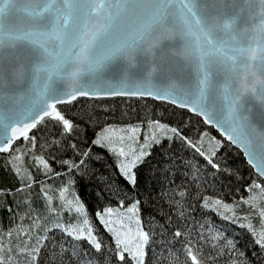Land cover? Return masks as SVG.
Segmentation results:
<instances>
[{"label":"snow or ice","instance_id":"snow-or-ice-1","mask_svg":"<svg viewBox=\"0 0 264 264\" xmlns=\"http://www.w3.org/2000/svg\"><path fill=\"white\" fill-rule=\"evenodd\" d=\"M175 2L177 0H0V153L12 154L5 167H10L25 187H30L26 183L30 175L21 174L20 163L27 153L17 154L20 146L13 148V145L22 139L35 148V133L31 136L29 133L38 125L48 127L49 123L60 128L62 135H71L79 125L66 118L58 105L71 104L78 97L101 95L93 87L94 82L109 72L115 79L122 78V83L134 85L159 83L175 87L173 81H186L194 87L195 99L191 107L187 103H181L180 107H189L190 111L202 115L205 123L217 127L227 141L240 146L248 157L247 163L258 177H264V0H178L181 5L179 24L172 9ZM189 62L195 64L194 85L189 80ZM220 89L222 92L218 91ZM247 92L258 94L260 105L255 111L242 103ZM104 95L154 94L150 89L136 87L134 90L114 89ZM167 95V92L161 95L158 90L154 98L165 99ZM156 127L163 126L157 122ZM131 131L135 133L137 129ZM171 132L179 136L177 129L172 128ZM124 139L119 138L121 143ZM187 142L211 168L219 170V164L213 161L215 151L206 155L191 141ZM92 143L107 146L119 159L120 174L130 186L137 185L134 169L145 163L150 154L144 145L139 149L129 146L126 151L124 147L113 146L110 136L104 134L98 135ZM70 147L75 149L76 145ZM89 151L81 155L86 158ZM35 159L46 171L50 170L43 157ZM61 163L72 171L78 170L85 161ZM249 191L253 195L243 203L249 205L251 215L258 217L261 226L259 231L251 222L241 227H247L257 237L254 242L264 249V183L254 180ZM66 192L67 187L61 190L62 199ZM178 195L183 198L186 192L179 191ZM72 203L66 201L69 206ZM139 204L140 201H135L127 208V213L132 214L127 217L129 222L135 217L134 230L124 225L123 216L115 222L122 230L113 227V221L105 220V215L113 214L112 208L100 214L101 222L115 240V248L110 251L91 227H64L59 222L53 226L73 240L87 242L98 254L93 257L97 264H111L113 259L120 264H145L150 234L143 230L136 215ZM213 205L231 211L220 199L208 198L203 206L211 208ZM75 211L84 214V205L77 203ZM29 218L38 226L37 218ZM224 219L235 222L239 217L233 212L231 216L224 215ZM83 224L88 225L89 221L84 219ZM182 235L178 230L174 233L177 238ZM5 236L13 237V230L0 231V264H20L14 252L25 258V264H43L42 249L48 247L44 243L47 237L32 238L34 243L22 241V246L14 248L11 239L5 243ZM16 238H20L19 230H16ZM210 246L215 249V245ZM184 252L191 264H205L200 258V249L194 252L190 241ZM73 255L80 253L73 250ZM218 257L219 253L216 256L210 253L206 260L214 261ZM80 264H84L83 257ZM87 264H92V260Z\"/></svg>","mask_w":264,"mask_h":264},{"label":"trees","instance_id":"trees-1","mask_svg":"<svg viewBox=\"0 0 264 264\" xmlns=\"http://www.w3.org/2000/svg\"><path fill=\"white\" fill-rule=\"evenodd\" d=\"M58 107L66 118L79 125L71 135H62L60 128L49 123L48 127L38 125L29 133H35V148L22 139L13 145L20 146L17 154L27 153L20 167L22 175H30L26 181L30 187H25L11 168L5 167L12 154L0 153V190L7 193L0 192V231L13 230V237L5 236L6 244L11 239L15 248L22 246V241L34 243L32 238L47 237L44 243L48 247L42 249L43 264H80L81 257L84 264L88 260L97 264L93 257L98 254L87 242L73 240L53 225L59 222L64 227H91L110 251L115 248V240L100 221V214L108 208L140 201L137 215L143 230L150 234L145 264H191L184 252L189 241L194 252L200 249L205 264H264V249L254 242L257 237L247 227H241L251 222L260 230L258 217L251 215L243 200L253 195L249 186L254 180L263 181L242 153L199 116L144 97H78L71 104ZM157 122L168 133L150 147L145 163L134 169L137 185L132 187L120 174L114 156L92 141L109 126ZM172 128L177 129L179 136L171 132ZM187 141L206 155L215 151L213 161L219 164V170L211 168ZM72 144L75 149L70 147ZM83 151H89V156L83 157ZM36 157H43L50 170L37 163ZM81 159L85 163L78 170L69 171V166L61 163H79ZM65 187L68 192L62 199L60 192ZM179 191H185V197L180 198ZM208 198L220 199L231 211L214 205L205 208ZM67 200L73 201L71 206L66 204ZM77 203L84 205V214L75 211ZM233 212L239 219H224V215L231 216ZM29 217L37 218L38 226ZM84 219L89 221L88 225L83 224ZM16 230L20 231L19 239ZM177 230L184 235L175 237ZM210 245H215V249ZM73 250L80 255L74 256ZM210 253H219L218 259L207 261ZM14 254L20 264H25L23 256ZM111 264L120 262L113 259Z\"/></svg>","mask_w":264,"mask_h":264},{"label":"water","instance_id":"water-1","mask_svg":"<svg viewBox=\"0 0 264 264\" xmlns=\"http://www.w3.org/2000/svg\"><path fill=\"white\" fill-rule=\"evenodd\" d=\"M200 2H204V0H200ZM172 9L177 14V23L179 24L181 5L179 4L178 0H177V2H175L173 4ZM185 12H186V10H185ZM194 69H195V64L192 62H189V80L191 81L192 85L195 84V79H196ZM121 80H122V78L121 79H115L114 75L110 72L105 73V75L100 80L95 81L94 85H93V87L99 93H101V95H99L97 97H88V98L114 97L113 95H104V93H110L114 89L134 90L136 87H140L142 89H150L154 95L159 90L161 95H164L165 92H167L168 93L167 98L157 99V98H154V95L153 96L123 95V96H126V97H144V98H151V99H154L156 101H164V102L172 104L178 108L188 110L190 113L199 116L202 119V121L205 123L204 117L202 115H198L196 112L189 110V107L192 106V102L195 99L194 87H190L189 84L186 81H184L183 79H177V80L173 81V83L175 84V87H172L171 85H162L159 83L134 85L132 83H127V82L122 83ZM257 87H258V93H259V86H257ZM218 91L222 92V89H220ZM230 91H232V90H230ZM188 93H192V94H188ZM233 94H234V92H233ZM172 100H175L176 102L173 103ZM181 103H187L189 105V107H180ZM242 103H244L245 107H248V106L253 107V109L255 111L260 105L258 94L256 96H254L250 92L245 93L244 98L242 100ZM215 118L216 117L214 115L213 119H215ZM205 124L212 127V129H214L222 138H224L226 140V138L221 135L220 130L217 127H214L213 125L208 124V123H205ZM227 142L230 143L233 147L237 148L242 153V155H243V157L247 163L248 157L244 154L241 147L238 145L232 144L230 141H227ZM253 171L257 175L256 170L253 169ZM260 178L264 183V177H260Z\"/></svg>","mask_w":264,"mask_h":264},{"label":"rangeland","instance_id":"rangeland-1","mask_svg":"<svg viewBox=\"0 0 264 264\" xmlns=\"http://www.w3.org/2000/svg\"><path fill=\"white\" fill-rule=\"evenodd\" d=\"M159 125H162V124H159ZM162 126L163 127H161V128H157L156 124L135 125V126L134 125L133 126H109V127L104 128V129H108L107 132H104V129H103L102 131H100L97 134V136L100 135V134H104V135L110 136L111 141L113 143V146H115L116 148L124 147L125 150L127 151L129 146H132L134 148L139 149V147L141 145H144L145 146V151L149 152L150 147L156 141H158L161 137L165 136L168 133V131L164 127V125H162ZM133 128L137 129V131L135 133H133L131 131V129H133ZM97 136H96V138H97ZM121 136H123L125 138L122 143L119 140V138ZM129 137H131V139H129ZM153 137H155V139H153ZM105 143L107 144V142H105ZM104 148H106L108 150L107 146H104ZM109 152L116 159V164H117V167L119 169V159L117 158V156L113 152H111V151H109ZM120 159H122V158H120ZM131 204H127V205H124V206L123 205H119L117 207L112 208L113 209V214L111 216L105 215L104 219L113 221L112 226L115 227L117 230H122L120 228V225L118 223H115V222L120 220L121 216H123L124 225L126 227L127 226H131L133 228V230H134L135 227H136V225H135V217H133V220L131 222H129V220L127 219L128 216L132 215V214L127 213V208L129 206H131ZM99 219L101 221V218H99ZM102 224L107 229L105 224L104 223H102Z\"/></svg>","mask_w":264,"mask_h":264}]
</instances>
